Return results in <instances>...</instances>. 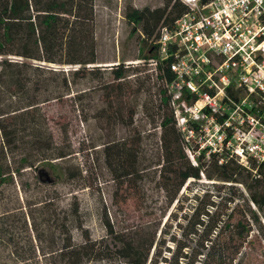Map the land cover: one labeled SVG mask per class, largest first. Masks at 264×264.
Here are the masks:
<instances>
[{
	"label": "rangeland",
	"instance_id": "1",
	"mask_svg": "<svg viewBox=\"0 0 264 264\" xmlns=\"http://www.w3.org/2000/svg\"><path fill=\"white\" fill-rule=\"evenodd\" d=\"M168 1L95 0L96 63L85 66L89 74L84 66L62 63L69 58L65 41L53 52L55 63L0 56L27 67L23 92L0 87V113L18 109L9 114L13 141L1 163L14 169L25 157L32 165L0 188V264H51L47 253L67 237L80 245L85 234L106 241L113 253L119 243L109 227L113 235L135 233L143 251L151 242L145 264H264V212L249 199L245 173L236 183L204 174L188 179L170 202L171 165L160 173L165 149L159 124L168 110L160 106L154 72L134 64L163 20L144 19L134 28L124 17L129 8L164 7L174 17L178 0L167 7ZM116 65L129 68L118 81L110 73ZM31 101L37 104L25 107ZM60 154L66 156L56 158ZM43 161L60 166L64 178L56 180ZM127 170L132 174L121 176ZM32 247L35 260L10 255ZM110 259L125 264L113 254Z\"/></svg>",
	"mask_w": 264,
	"mask_h": 264
},
{
	"label": "built area",
	"instance_id": "2",
	"mask_svg": "<svg viewBox=\"0 0 264 264\" xmlns=\"http://www.w3.org/2000/svg\"><path fill=\"white\" fill-rule=\"evenodd\" d=\"M178 2L186 11L158 27L154 56L134 64L154 72L193 167L214 158L257 174L264 165V0Z\"/></svg>",
	"mask_w": 264,
	"mask_h": 264
},
{
	"label": "trees",
	"instance_id": "3",
	"mask_svg": "<svg viewBox=\"0 0 264 264\" xmlns=\"http://www.w3.org/2000/svg\"><path fill=\"white\" fill-rule=\"evenodd\" d=\"M167 3V7L170 4ZM211 0H201V3H207ZM95 0H0V56L15 55L24 59L45 61L55 63L53 52L64 42L63 47L68 51V59L62 63L68 65L84 66L81 71H86L85 66L96 63L95 45L91 24L93 22V7ZM175 11L174 17L167 16L166 7L149 11H139L133 8L127 9L125 19L127 23L135 28L142 20L152 21L156 25L161 21L163 24L172 22L186 11L179 2L173 4ZM146 44V43H144ZM154 47L149 45L139 51L140 59H150L154 56ZM24 63H14L7 60L0 61V87L5 91L23 92L27 86L25 76L26 69ZM127 69L123 66H112L110 73L113 79L118 81L124 78ZM79 69L72 73V76L81 72ZM64 86L67 87V82ZM159 103L165 107L168 112L161 116L159 127L162 129L161 142L165 149L163 164L160 173L166 171V166L171 165L167 171L171 177L167 178V183L171 184L173 195L170 202L175 198L176 193L181 189L188 179H200V173L207 179L216 177L221 181L238 182V177L245 173V180L242 184L246 188L251 203L260 211L264 212V165L258 167L257 174L251 176V173L240 167L233 161L218 165L214 158L208 162L199 163L198 167H193L179 144V136L174 127L172 116L167 107V101L164 93L160 89ZM37 104L35 101L29 102L25 107H33ZM14 111L10 112H16ZM10 112L0 113V138L3 147L0 149V188L5 184L13 183V177L19 175L24 167H32L25 157L17 160V167L10 169L9 165L1 163L5 161L3 148L10 147L13 141V133L8 130L7 121L13 117ZM14 116V115H13ZM66 155L60 154L56 158L62 159ZM51 175L56 180L61 181L64 178V172L60 166L52 165L49 161H43ZM207 163V165H205ZM131 171L127 170L121 176H130ZM164 180V178H163ZM73 215L78 216V207L75 204L72 209ZM80 228V224L79 227ZM119 246L111 253L106 245V241H93L85 234L80 245H73L71 238L62 240V245L57 250L47 253L51 258V264H114L111 261V254L118 259L124 260L125 264H145L148 252L151 248V242L144 251L141 249L143 241L135 233L123 235H113L110 227L107 231ZM30 244L31 240H28ZM14 261L35 260L36 253L34 248L25 253L17 251L10 254ZM41 256L46 254L41 251ZM18 264V263H13Z\"/></svg>",
	"mask_w": 264,
	"mask_h": 264
}]
</instances>
